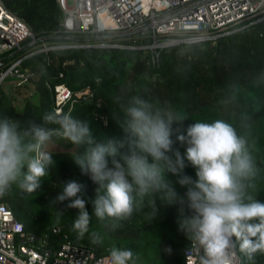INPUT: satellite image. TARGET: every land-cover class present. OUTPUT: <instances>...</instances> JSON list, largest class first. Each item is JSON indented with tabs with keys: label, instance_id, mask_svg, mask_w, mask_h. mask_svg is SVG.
<instances>
[{
	"label": "trees",
	"instance_id": "trees-1",
	"mask_svg": "<svg viewBox=\"0 0 264 264\" xmlns=\"http://www.w3.org/2000/svg\"><path fill=\"white\" fill-rule=\"evenodd\" d=\"M4 4L27 24L35 46L61 41L55 34L61 20L55 0H4ZM74 40L90 43L94 38L85 34ZM30 46L24 43L14 51V56L24 55ZM21 64L33 72L30 88L35 101L25 100L18 112L8 90L0 86V115L22 124L30 120L40 123L45 113L55 110L53 86L56 84H64L71 93L87 89L70 106L63 105L60 113L70 112L89 121L94 136L101 141L125 138L114 116L123 119V109L134 96L148 100L177 121L172 124V139L174 148L182 155L186 146L176 137L186 134L187 127L195 122L222 119L231 123L238 133L244 131L243 124L251 123L250 151L259 173L250 192L264 202V19L238 27L214 41L164 47L158 50L154 62L139 49L89 46L37 51L25 57ZM52 142L63 150L51 151L55 165L41 180L40 187L30 193L13 185L0 197V202L8 206L23 229L53 242L57 236L51 233V228L60 226L61 233L71 243L83 244L97 255L109 254L113 247L129 248L139 255L137 264H182V252L189 241L178 230V206L163 204L159 198L160 212L155 220L148 218L152 209L146 202L130 218L117 221L114 230L105 226L111 221H99L92 214L87 233L81 236L74 231L72 225L78 209L67 207L70 200L57 202V195L62 192L64 182L76 180L84 185L78 195L86 201L91 214L98 185L89 175H82L73 160L86 146L61 138ZM120 151L127 152V147ZM185 163V174L196 179L195 168L187 160ZM167 178L183 195L186 188L175 183L178 177L169 173ZM168 248L171 252L166 251ZM236 252L238 264H264V254L257 253L253 260H248L238 248Z\"/></svg>",
	"mask_w": 264,
	"mask_h": 264
},
{
	"label": "clouds",
	"instance_id": "clouds-1",
	"mask_svg": "<svg viewBox=\"0 0 264 264\" xmlns=\"http://www.w3.org/2000/svg\"><path fill=\"white\" fill-rule=\"evenodd\" d=\"M123 111V119L114 116L125 133L121 141L97 140L90 122L70 112L49 111L40 123L23 124L0 115V197L13 185L35 192L55 165L47 146L61 138L86 146L73 160L81 174L98 185L91 214L78 195L84 185L76 180L64 182L56 197L57 202L70 200L67 207L78 209L72 227L79 235L89 231L92 214L99 221H111L105 226L114 230L117 221L130 218L146 202L152 209L148 218L155 220L159 198L178 206V230L198 254L197 264H235L237 248L248 260L264 254V202L250 192L259 173L250 151L251 123L243 124L244 131L238 133L222 119L195 122L176 137L186 146L182 155L174 148L172 124L177 121L171 115L139 96ZM125 147L127 152L121 153ZM185 160L195 168L196 179L185 174ZM169 173L186 188L183 195L167 178ZM139 259L129 248L113 247L108 264H137Z\"/></svg>",
	"mask_w": 264,
	"mask_h": 264
},
{
	"label": "built area",
	"instance_id": "built-area-1",
	"mask_svg": "<svg viewBox=\"0 0 264 264\" xmlns=\"http://www.w3.org/2000/svg\"><path fill=\"white\" fill-rule=\"evenodd\" d=\"M55 1L61 11L55 34L61 41L35 46L27 24L0 0V86L7 87L10 95L30 90L33 72L21 63L37 51L89 46L139 49L154 62L164 47L214 41L264 19V0H73L71 6L66 0ZM85 34H91L94 41L74 40ZM126 40L136 42L128 44ZM24 43L31 45L30 49L15 57L14 51ZM85 93L87 89L71 93L64 84L54 85L55 111ZM51 233L57 236L53 242L23 229L8 206L0 202V264H108L109 254L97 255L83 244L71 243L60 226L52 227ZM197 255L189 242L182 252V264H197Z\"/></svg>",
	"mask_w": 264,
	"mask_h": 264
},
{
	"label": "rangeland",
	"instance_id": "rangeland-1",
	"mask_svg": "<svg viewBox=\"0 0 264 264\" xmlns=\"http://www.w3.org/2000/svg\"><path fill=\"white\" fill-rule=\"evenodd\" d=\"M66 1H67L68 6H71L73 3V0H66ZM6 89H7V87H6ZM32 93H33V91L31 88L29 91H27L26 89H21L19 91L12 92L11 93V96L13 97L12 98V102H13L12 104L14 105L15 110L20 112L22 109L23 102L27 99L30 101H35V96H33ZM56 146H57V148L52 149V151L63 150L57 144H56ZM89 241H93V239L89 238Z\"/></svg>",
	"mask_w": 264,
	"mask_h": 264
},
{
	"label": "crops",
	"instance_id": "crops-1",
	"mask_svg": "<svg viewBox=\"0 0 264 264\" xmlns=\"http://www.w3.org/2000/svg\"><path fill=\"white\" fill-rule=\"evenodd\" d=\"M57 148L56 144H54L53 142H51L48 146L47 149L48 151H52V149ZM71 150V149H70ZM58 151V150H57Z\"/></svg>",
	"mask_w": 264,
	"mask_h": 264
}]
</instances>
